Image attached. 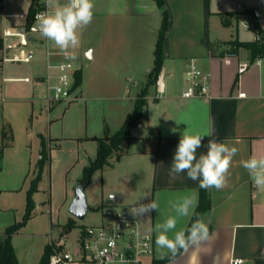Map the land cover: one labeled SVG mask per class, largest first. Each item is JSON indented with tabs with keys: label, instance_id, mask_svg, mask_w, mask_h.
<instances>
[{
	"label": "crops",
	"instance_id": "obj_1",
	"mask_svg": "<svg viewBox=\"0 0 264 264\" xmlns=\"http://www.w3.org/2000/svg\"><path fill=\"white\" fill-rule=\"evenodd\" d=\"M8 2H5V13H15L10 11ZM94 4V19L82 31L77 48L89 44L90 52L86 54L97 60L90 79L91 90H85L81 72V85L72 91H76L85 114L80 122L74 115L67 116L76 110H61L56 120L62 124L65 121L66 129L61 132L53 129L55 122L50 120L54 133L49 143L40 131L34 133L31 126L38 104L41 111V105L48 110L46 95L38 94L41 90L38 86L44 85L47 73L46 47L32 46L42 66L40 74L30 70L32 75L16 77L0 61L3 74L0 134L5 127L12 129V140L7 142L0 160V234L24 216L30 177L40 158L42 142L50 149L46 172L52 174L54 192V176L68 175L78 164L84 171L97 155L93 138L120 130L127 116L133 113L135 102L148 81L163 20L157 1L94 0ZM21 8L17 13L26 12L29 3L24 2ZM164 8L169 26L164 40L163 67L157 84L149 90L141 126L132 130L133 140L127 153L113 167L94 173L102 175L103 194L97 210L108 206H138L155 200L159 211L137 216L143 229L152 233L155 240V224L176 215L169 201L193 196L198 201L196 215L178 219L174 231L189 227L199 216L209 224L211 239L189 248L186 253L181 252L171 264H235L237 259L242 260L239 264H264V189L253 184L240 163L253 155H264V58L251 60L244 49L229 53L228 45L236 40L255 41L252 25L264 32V0H164ZM254 11L261 17L255 18ZM4 23L3 18L2 27ZM49 47L59 50L51 42ZM191 61H196L209 76L207 97H183ZM242 64L248 67L240 73ZM5 73L12 75L6 77ZM23 78L31 79L27 83L31 86L24 92L7 88L6 83ZM20 94L25 97L21 98ZM19 100L25 103L20 114L15 106ZM56 105L60 104L52 106ZM184 131L206 135L197 149V158L207 153L210 139L239 149L230 168L228 185L223 190L200 188L199 182L189 179L186 173L175 179L170 177V165ZM39 206L29 222L37 217ZM60 226L51 221L49 232L34 234L42 242L37 258L33 257L31 248L23 257L17 249L23 227L13 237L19 264H39L51 231H57L54 232L57 235L62 230ZM155 254L157 258L156 246Z\"/></svg>",
	"mask_w": 264,
	"mask_h": 264
},
{
	"label": "built area",
	"instance_id": "obj_2",
	"mask_svg": "<svg viewBox=\"0 0 264 264\" xmlns=\"http://www.w3.org/2000/svg\"><path fill=\"white\" fill-rule=\"evenodd\" d=\"M14 1V0H5ZM29 3V8L23 13H5L4 25L1 31L3 55L1 64H29L36 56V46L46 47L47 73L44 84L47 88L45 103L50 110L53 104L68 100L73 95L75 78L80 68L74 60L65 59L59 50H51L50 42L43 38L39 31H34L35 17L38 13L47 11L45 0H21ZM63 3L66 0H62ZM35 4L36 12L31 21L29 10ZM254 17L261 14L254 11ZM254 29V25L251 26ZM258 36L256 35V40ZM73 53V52H72ZM75 56V54L73 53ZM187 73V88L184 98L207 97L210 92L209 76L197 65L196 61L189 63ZM242 64L239 72L247 69ZM190 73H198L189 75ZM14 81L30 83V78L15 79ZM78 97L68 101H75ZM133 206H108L101 210L102 221L98 224L80 229L77 238L68 243L67 234L61 230L54 236L51 231L48 247L51 249L49 264H119L121 257L127 264H154L155 240L152 233L143 229L138 217H134L130 209ZM118 225V229L116 227ZM139 231L141 238L135 233ZM242 263L237 259L236 262Z\"/></svg>",
	"mask_w": 264,
	"mask_h": 264
},
{
	"label": "clouds",
	"instance_id": "obj_3",
	"mask_svg": "<svg viewBox=\"0 0 264 264\" xmlns=\"http://www.w3.org/2000/svg\"><path fill=\"white\" fill-rule=\"evenodd\" d=\"M45 3L48 10L36 15L33 30L39 31L43 38L54 44L65 59L74 60L76 57L72 50L79 47L82 31L94 19V0H66L64 3L60 0H45ZM193 74L198 73L189 75ZM204 136L206 135L189 134L186 131L182 133L170 165L169 175L175 179L179 174L186 173L189 179L199 182L200 188L223 190L228 185L230 168L239 149L235 146L230 147L225 142L210 139L206 146L207 153L200 154L197 158V149L202 146ZM240 163L248 172L253 184L257 188L264 189V155H253ZM197 204L195 197L187 195L169 201V206L176 215H169L164 222L156 223L153 229L156 233L155 246L158 259L168 258L171 264L181 252L186 253L189 248L198 247L211 239L209 224L199 216L190 227L174 231L178 219L196 215ZM152 210L159 211V204L155 200L133 206L130 212L137 217L144 216ZM116 227L118 229V225ZM169 233L173 234L170 236ZM135 236L140 239L141 233L137 231ZM119 264H127V262L121 257ZM236 264H239V261Z\"/></svg>",
	"mask_w": 264,
	"mask_h": 264
},
{
	"label": "rangeland",
	"instance_id": "obj_4",
	"mask_svg": "<svg viewBox=\"0 0 264 264\" xmlns=\"http://www.w3.org/2000/svg\"><path fill=\"white\" fill-rule=\"evenodd\" d=\"M9 7L11 8L10 11L12 12H19L24 5V2L22 1H9L8 2ZM5 14V10L3 12V16L0 18V31H2V23H3V17ZM88 39V37H87ZM87 42V41H86ZM89 44L84 45L80 49H74L72 52L75 54L77 65L80 68V71L83 74L84 77V84H85V90L89 92L91 90L90 88V79L92 75L95 73V69L97 66V60L90 59L86 53L90 52V49L88 47ZM3 55V52L0 51V59ZM41 63L38 61L37 54L35 56V59L29 63V64H7L6 68L11 69L13 71V75L16 77L20 76H26V75H32L30 70L34 71V73L40 74L41 72ZM12 74L5 73V76H10ZM2 71H0V83L2 80ZM7 88L11 87L16 93L24 92L26 88H29L31 85L24 83V82H14V83H6ZM42 96L45 97L47 94V88L46 85H40L38 86ZM132 88V87H131ZM38 90V91H39ZM21 98L22 96L25 97L24 94H20ZM76 96V91L73 93V95L69 99H73V97ZM68 99V100H69ZM62 101L59 102L60 105H56L55 107L52 106V109L50 113L48 112L45 105H41L43 107L42 111L40 109V104L36 106L35 108V115L33 118V122L31 125L33 132L37 133L40 131V133L43 134L45 141L49 143L50 137L53 136V131L51 132V128L49 126L50 120L55 122V125L53 126V129H59L60 132L62 129H66L65 127V121L62 124L61 120H56L59 116L61 110L65 111L66 109L71 108V110H76L73 112H70L67 114V116H73L75 119H82V115L85 114L84 108L81 105V101L75 100L74 103L72 101ZM15 106H17L18 113L20 114L22 111L24 102L16 101ZM2 105L3 103H0V114L2 111ZM54 105V104H53ZM66 108V109H65ZM65 109V110H64ZM61 115V114H60ZM42 125V126H41ZM41 126V127H40ZM1 139V138H0ZM53 142V141H52ZM1 145V142H0ZM53 146V145H52ZM35 149V145H34ZM36 153V152H34ZM34 163V162H33ZM82 163V162H81ZM55 168V167H54ZM44 175L42 177V181L39 184V192L35 193L33 196V200L36 203V206L39 204V209L37 210V217L32 220V222L27 223L25 228L22 230L23 235L21 238H19L20 242H17V249L19 253L23 256H27V250L29 251V248H31L30 251H32L33 257L37 258L40 254V248L42 245L41 239L35 238L34 234H40L45 233L46 231H50V224L51 221L53 223H59L63 227L68 224L70 220H74L76 222L77 227L69 234V240L68 242H73L80 231V229L91 226L94 224H98L102 221V213L101 211L97 210L98 203L101 199V196L103 194L102 189V175L101 173H96V175L93 174L90 184L85 188V196L88 202V206L90 207V210L86 216V218L82 221L76 220L71 216L69 213L70 206L74 200L75 196V188L80 183V181L83 178V169H81V166L78 164L76 167L68 174V175H59L56 174L54 176L55 179V185L56 188L54 189V192L51 190V180H52V174L46 172V167ZM36 174V169H34L31 173V180L34 178ZM49 174V175H48ZM66 182H67V189H66ZM65 224V225H63ZM47 232V233H48ZM57 232V231H54ZM56 236V234H54ZM32 245V247H30Z\"/></svg>",
	"mask_w": 264,
	"mask_h": 264
},
{
	"label": "trees",
	"instance_id": "obj_5",
	"mask_svg": "<svg viewBox=\"0 0 264 264\" xmlns=\"http://www.w3.org/2000/svg\"><path fill=\"white\" fill-rule=\"evenodd\" d=\"M35 0V4H36ZM159 7L163 11L162 26L159 31L158 41L155 49L154 66L149 73L148 81L145 87L139 94L133 113L129 114L123 124V126L115 133L107 131L103 137L93 138L97 143V155L96 158L89 163L84 169L83 178L80 181L85 188L90 184L93 174L96 171H103L107 168L113 167L115 162H118L128 151L130 142L133 140L132 130L138 127L142 123V119L145 117V109L147 107V97L151 87L155 86L158 81L159 74L161 73L164 60V40L168 31L169 20L167 11L164 8V0H156ZM35 4L31 6L29 10V20L31 21L34 13L36 12ZM5 9V0H0V18L3 16ZM254 30L258 39L253 42H240L238 40L228 43L230 46L229 53H238L241 49L246 50L250 54L251 60H258L264 58V32L254 25ZM3 48V42L0 31V51ZM82 76L81 71H78L75 78V84L73 90L81 85ZM153 131L152 128H150ZM0 160L3 157L4 149L7 142L12 140V129L5 127L0 134ZM50 161V149L47 143L42 142L40 151V158L36 163V174L30 182V187L27 192L25 213L20 222L8 227L4 234H0V264H19L14 246L13 237L27 225V223L35 217L36 203L33 200L35 193L39 192V184L42 181L43 171L48 166ZM196 217L191 221V223ZM191 225V224H190ZM189 225V227H190ZM77 227L74 220H70L68 224L63 227V233L69 234ZM51 255V249L46 248L39 264H49V258ZM179 255V254H178ZM177 255V256H178ZM176 256V257H177ZM175 257V258H176ZM174 258V259H175ZM169 261L168 258L163 260H156L154 264H165Z\"/></svg>",
	"mask_w": 264,
	"mask_h": 264
},
{
	"label": "water",
	"instance_id": "obj_6",
	"mask_svg": "<svg viewBox=\"0 0 264 264\" xmlns=\"http://www.w3.org/2000/svg\"><path fill=\"white\" fill-rule=\"evenodd\" d=\"M89 210L90 207L85 196V186L79 183L75 188V197L70 206L69 213L76 220L82 221L86 218Z\"/></svg>",
	"mask_w": 264,
	"mask_h": 264
}]
</instances>
